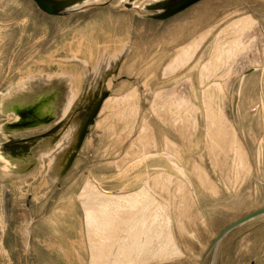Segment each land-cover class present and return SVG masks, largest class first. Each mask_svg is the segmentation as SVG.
I'll list each match as a JSON object with an SVG mask.
<instances>
[{"label": "rangeland", "instance_id": "rangeland-1", "mask_svg": "<svg viewBox=\"0 0 264 264\" xmlns=\"http://www.w3.org/2000/svg\"><path fill=\"white\" fill-rule=\"evenodd\" d=\"M158 1L0 0V264H264V214L211 246L264 206V0ZM14 103L73 118L53 142Z\"/></svg>", "mask_w": 264, "mask_h": 264}, {"label": "water", "instance_id": "water-1", "mask_svg": "<svg viewBox=\"0 0 264 264\" xmlns=\"http://www.w3.org/2000/svg\"><path fill=\"white\" fill-rule=\"evenodd\" d=\"M35 2V4L37 5V7L39 9H41L42 11H44L47 14L50 15H62L77 9H80L85 3L83 2L84 0H76V2H79L76 6L74 7H68L69 4H71V2L75 1V0H33ZM199 0H160L155 4V7L158 9V11L156 13H153L151 15H149L151 18L154 19H163V18H167L169 16H172L174 14H176L177 12L185 9L186 7L194 4L195 2H197ZM109 75V73L107 72L106 74H103V79L107 78ZM55 81V80H53ZM108 95V89H106L105 91L102 92L101 95V99L100 101H98L96 108L94 109L92 116L88 119V121L84 124V126L81 128V130L77 131L75 133L74 136V141L72 143V145L69 147V150L72 149L71 153L69 154V156L66 159V162L64 163L60 174H63L71 165L75 155L77 154V151L79 150L81 144L84 141L85 135L87 134L88 130H89V126L91 124H93L94 122V118L97 115L100 107H101V103L103 102V99ZM14 107L12 108V110L14 111L17 107V104L14 103L13 104ZM30 110L26 111L29 112ZM16 114L18 116H20L21 118L25 117L24 115V110H15ZM30 113L32 114V111H30ZM51 119V118H50ZM25 120V119H22ZM14 121L11 124L12 129H23V128H29V127H33L35 125H38V121L36 122H31L29 123L28 121ZM264 214V206L253 210L247 214H245L244 216L238 218L237 220L231 222L230 224H228L226 227H224L213 239L211 246L217 244L221 238L227 233L229 232L232 228H234L235 226L249 220L252 219L254 217H257L259 215Z\"/></svg>", "mask_w": 264, "mask_h": 264}, {"label": "flooded vegetation", "instance_id": "flooded-vegetation-1", "mask_svg": "<svg viewBox=\"0 0 264 264\" xmlns=\"http://www.w3.org/2000/svg\"><path fill=\"white\" fill-rule=\"evenodd\" d=\"M102 92L103 90L101 91L100 95L99 94L97 95L96 93H94V96H92L91 99L85 105L77 107L76 112L80 120V125L78 126L77 131L81 130L84 124L92 116V113L94 109L96 108L98 101H100L101 99ZM38 104L30 106L28 108H21L20 110L32 111V114L29 111L28 118L25 119L29 123L36 122V121H38L39 123H52L53 122L52 127L46 130V132L43 133V136L53 135L52 141L55 142L56 139L59 137V134L62 133V130L66 128L68 122L72 120L73 116L69 110L66 113H64L62 116L59 115L58 112L56 113L54 112V114H52L50 109L46 108L44 110L45 107H42L43 106L42 104H39V105ZM56 131L58 132L56 133ZM37 136H34V137H37ZM27 141L28 140L26 139L25 143ZM67 150L69 151V153L67 154L66 159L71 153L72 149L69 150L68 148Z\"/></svg>", "mask_w": 264, "mask_h": 264}, {"label": "bare ground", "instance_id": "bare-ground-1", "mask_svg": "<svg viewBox=\"0 0 264 264\" xmlns=\"http://www.w3.org/2000/svg\"><path fill=\"white\" fill-rule=\"evenodd\" d=\"M87 1V0H86ZM75 4V3H74ZM73 7V6H72ZM101 51V50H100ZM92 53V52H91ZM93 54V53H92ZM91 54V55H92ZM101 54V53H100ZM94 55V54H93ZM88 56V55H87ZM93 57V56H92ZM95 58L96 57H93L92 58V60H94L95 62L99 59V58H102L101 57V55L100 56H98V59H96L95 60ZM103 58H105V57H103ZM103 60V59H102ZM95 70V69H94ZM62 72V71H61ZM64 73V72H63ZM68 73V72H67ZM58 74H59V72H58ZM65 74H66V71H65ZM65 74H62V75H65ZM81 74V73H80ZM80 74L79 73H77V74H75L76 75V77H73L74 79H77L79 76H80ZM69 75V74H68ZM66 77H68L67 75H65ZM20 77H21V75H20ZM27 77H28V75L27 76H22L20 79L24 82V84L26 85V84H28V82H29V80L30 79H27ZM80 78V77H79ZM73 79V80H74ZM78 80V79H77ZM77 80H76V82H77ZM71 83H72V81H71ZM75 84V83H74ZM77 84H78V82H77ZM74 86V85H73ZM77 88V87H76ZM72 89H74L75 90V88L74 87H72ZM46 152V151H45ZM45 155V154H44ZM97 201V200H96ZM101 202V201H100ZM100 202H99V204H100ZM103 213V212H102ZM126 213H124V215H125ZM124 215H122V216H124ZM108 221V218H105L104 220L103 219H99L98 220V223L96 224V227H102V226H104V224L103 223H105V222H107ZM110 222H112L113 221V218L112 219H110L109 220ZM112 228V227H111ZM107 235V234H106ZM96 257V256H95Z\"/></svg>", "mask_w": 264, "mask_h": 264}]
</instances>
